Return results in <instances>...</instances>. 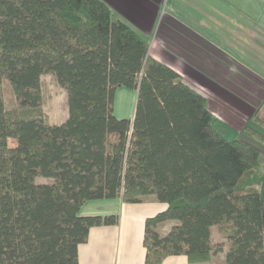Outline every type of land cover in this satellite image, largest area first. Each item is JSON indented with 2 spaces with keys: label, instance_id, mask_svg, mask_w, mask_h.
<instances>
[{
  "label": "trees",
  "instance_id": "trees-1",
  "mask_svg": "<svg viewBox=\"0 0 264 264\" xmlns=\"http://www.w3.org/2000/svg\"><path fill=\"white\" fill-rule=\"evenodd\" d=\"M150 47L106 0H0V264H79L90 229L120 220L82 215L87 200L149 196L167 208L146 218V264H264V119L226 138ZM47 74L66 91L61 124L42 107ZM120 86L137 90L133 119L114 112Z\"/></svg>",
  "mask_w": 264,
  "mask_h": 264
},
{
  "label": "crops",
  "instance_id": "crops-1",
  "mask_svg": "<svg viewBox=\"0 0 264 264\" xmlns=\"http://www.w3.org/2000/svg\"><path fill=\"white\" fill-rule=\"evenodd\" d=\"M106 1L120 11L126 23H132L138 30L151 33L156 28L157 39L166 49L160 54L152 52L151 44V54L172 66L190 85L194 86L191 79L205 84L214 98L213 101L208 98L210 109L216 114L214 126L228 139L241 136L244 125H241L235 112L246 113L248 119H252L256 112L252 103L259 106L264 100V91L260 87L264 85V79L234 59L238 72H233L223 62L224 57L230 56L214 46L204 34L178 18L171 10L161 13L159 5L165 0ZM169 48L175 53L170 60L165 58L168 57ZM181 60L183 63L180 66L184 72L178 67ZM254 77H258L259 81L256 82ZM223 106L222 111L216 110ZM133 110H130V115ZM166 208L167 204L156 200L154 196L142 202H126L122 197L87 200L80 209L82 215L118 213L120 220L117 224L90 229L88 241L81 243L78 248L79 264H146L143 242L146 218ZM172 224L170 222L163 229L169 231ZM223 253L201 264H226V254L224 256ZM159 264L191 263L186 255L180 254L170 255Z\"/></svg>",
  "mask_w": 264,
  "mask_h": 264
},
{
  "label": "rangeland",
  "instance_id": "rangeland-1",
  "mask_svg": "<svg viewBox=\"0 0 264 264\" xmlns=\"http://www.w3.org/2000/svg\"><path fill=\"white\" fill-rule=\"evenodd\" d=\"M159 6L161 13L171 10L178 18L204 34L214 46L229 55L231 58L224 57L223 62L228 64L233 72H238L235 60L264 79V0H165ZM114 11L125 20L120 11L116 9ZM130 25L134 26L132 23ZM139 32L152 41V52L159 54L165 52L166 47L164 48V44L157 39L156 28L151 33H145L143 30H139ZM174 54L173 50L169 48L168 57L165 58L170 60ZM180 62L178 67L184 72L180 66L183 60ZM184 76L186 77V75ZM257 79L258 77H254L256 82L259 81ZM191 80L194 86L207 94L209 99L214 100L213 94L205 84L195 79ZM260 87L264 91V85H260ZM4 90L6 107L10 109L16 106L15 95L8 81L4 82ZM42 92V107L47 119L51 123H63L68 116L65 89L58 84L54 76L47 74L42 76ZM136 94L137 90L130 86L117 88L114 103V112L117 116L132 118L130 110L135 106ZM261 101L259 106L255 103L252 105L256 109L254 115H259L264 119V100ZM223 108L224 106L216 110L222 111ZM235 113L238 115L241 125L243 124L245 127L249 120L246 113L245 115L241 112ZM214 116L216 117V114ZM240 135H243L242 131ZM10 145H15L14 139H10ZM262 147L264 148V146ZM38 182H48V179L39 177ZM163 228H161V232L166 233L167 231ZM214 236L215 231L213 238L217 241V236ZM223 254L225 256L226 251Z\"/></svg>",
  "mask_w": 264,
  "mask_h": 264
},
{
  "label": "water",
  "instance_id": "water-1",
  "mask_svg": "<svg viewBox=\"0 0 264 264\" xmlns=\"http://www.w3.org/2000/svg\"><path fill=\"white\" fill-rule=\"evenodd\" d=\"M132 119H133V117H132Z\"/></svg>",
  "mask_w": 264,
  "mask_h": 264
}]
</instances>
